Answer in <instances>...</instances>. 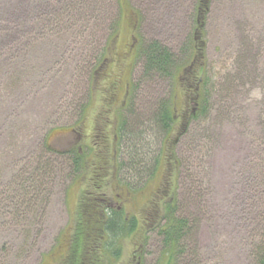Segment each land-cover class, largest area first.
I'll list each match as a JSON object with an SVG mask.
<instances>
[{"label": "rangeland", "instance_id": "rangeland-1", "mask_svg": "<svg viewBox=\"0 0 264 264\" xmlns=\"http://www.w3.org/2000/svg\"><path fill=\"white\" fill-rule=\"evenodd\" d=\"M132 43L167 49L172 75H146ZM99 183L137 223L111 264H261L264 0H0V264H59ZM174 200L188 224L169 250Z\"/></svg>", "mask_w": 264, "mask_h": 264}, {"label": "trees", "instance_id": "trees-1", "mask_svg": "<svg viewBox=\"0 0 264 264\" xmlns=\"http://www.w3.org/2000/svg\"><path fill=\"white\" fill-rule=\"evenodd\" d=\"M196 53L202 55L203 48L194 46ZM138 54L144 58V73L154 74L161 77H169L173 73L175 63L172 61L170 52L161 47L158 43H151L139 47ZM187 72V71H186ZM188 73V72H187ZM201 81H197L200 83ZM200 84L197 87V101L203 103V95L200 91ZM159 115L154 122L164 133L170 131L174 125V113L171 105H165L160 109ZM121 139H116V148ZM44 150L50 155L52 162L61 159V165L65 162L72 163L78 169L82 160L78 150L58 151L55 148L45 145ZM117 150L115 152V155ZM113 155V154H112ZM111 155V156H112ZM51 159L45 157L39 161V166L46 169ZM63 161V162H62ZM67 166V165H66ZM102 184H97L95 189L99 192V198L93 197L90 193L83 192L78 201L76 220L69 249L64 259L59 264H111L115 257L116 250L113 249L115 242L126 232L135 230L137 223L134 220L127 221L122 218V213L113 209L101 194ZM177 202L172 201L164 207V224L159 228V236L164 239L165 245L170 249L174 248L177 242L184 236L188 221L177 215ZM113 240V242H112ZM112 242V243H111ZM264 264V254L259 260Z\"/></svg>", "mask_w": 264, "mask_h": 264}, {"label": "flooded vegetation", "instance_id": "flooded-vegetation-1", "mask_svg": "<svg viewBox=\"0 0 264 264\" xmlns=\"http://www.w3.org/2000/svg\"><path fill=\"white\" fill-rule=\"evenodd\" d=\"M133 39V38H132ZM136 47H133V43L130 45V48H129V54L131 55V56H135L136 55ZM126 104V101L123 103V105H125ZM126 106V105H125ZM119 191H122V192H124L123 191V188H119ZM117 199H121V196L119 195L118 197H117ZM121 203H123V202H121ZM115 205L117 204L118 206H119V202L118 203H114ZM119 209V207L117 208V211H119L118 210Z\"/></svg>", "mask_w": 264, "mask_h": 264}]
</instances>
